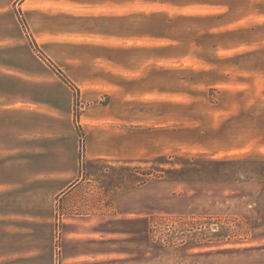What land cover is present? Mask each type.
Returning a JSON list of instances; mask_svg holds the SVG:
<instances>
[{"label":"rangeland","instance_id":"1","mask_svg":"<svg viewBox=\"0 0 264 264\" xmlns=\"http://www.w3.org/2000/svg\"><path fill=\"white\" fill-rule=\"evenodd\" d=\"M156 13L163 17L151 28L174 40L154 41L166 62L140 70L139 156L85 161L78 124L79 183L56 202V216L103 215L116 237L110 252L133 250L142 264H264V52L245 54L239 0H156ZM203 33L213 34L201 52ZM5 105L0 99V113ZM4 120L0 169L7 174ZM55 236L58 246V228Z\"/></svg>","mask_w":264,"mask_h":264},{"label":"crops","instance_id":"2","mask_svg":"<svg viewBox=\"0 0 264 264\" xmlns=\"http://www.w3.org/2000/svg\"><path fill=\"white\" fill-rule=\"evenodd\" d=\"M239 1L245 54L262 53L264 0ZM158 17L156 0H0V99L6 103L0 117L8 133V173L0 169V264H142L133 250L110 252L116 237L103 215L57 217L56 202L79 183L78 124L85 161L139 156L140 70L166 62L158 60L154 41L174 40L151 28ZM198 35L204 52L208 36Z\"/></svg>","mask_w":264,"mask_h":264},{"label":"trees","instance_id":"3","mask_svg":"<svg viewBox=\"0 0 264 264\" xmlns=\"http://www.w3.org/2000/svg\"><path fill=\"white\" fill-rule=\"evenodd\" d=\"M51 64V66H52V68L54 69V71H56L60 76H62L64 79H65V77H64V75L61 73V71L59 70V69H57L56 68V66H54L52 63H50ZM66 80V79H65ZM67 81V80H66Z\"/></svg>","mask_w":264,"mask_h":264}]
</instances>
